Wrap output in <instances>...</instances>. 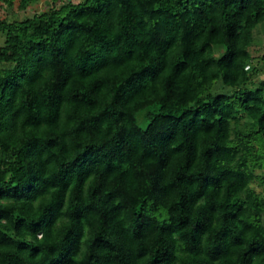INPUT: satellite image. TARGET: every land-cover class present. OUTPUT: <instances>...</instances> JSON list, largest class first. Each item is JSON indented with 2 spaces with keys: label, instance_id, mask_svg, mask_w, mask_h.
Masks as SVG:
<instances>
[{
  "label": "trees",
  "instance_id": "trees-1",
  "mask_svg": "<svg viewBox=\"0 0 264 264\" xmlns=\"http://www.w3.org/2000/svg\"><path fill=\"white\" fill-rule=\"evenodd\" d=\"M262 24L264 0L0 17V264H264Z\"/></svg>",
  "mask_w": 264,
  "mask_h": 264
},
{
  "label": "rangeland",
  "instance_id": "rangeland-1",
  "mask_svg": "<svg viewBox=\"0 0 264 264\" xmlns=\"http://www.w3.org/2000/svg\"><path fill=\"white\" fill-rule=\"evenodd\" d=\"M72 1H76V0H72ZM16 4L14 5L13 8H9L5 5L0 7V17L7 16L9 18L21 19L26 16H31L35 12L40 11L46 5H48V0H39L38 2L28 6L23 11L18 10L16 8L17 7ZM252 53L253 55H257V56H261L262 54H264V24H262L257 30L256 41H255V45L253 46ZM253 63L254 65L260 64V62L257 61V59H255ZM258 76H262L264 78V73H260ZM254 184L258 190H260L261 187H263L260 184H258V182H255Z\"/></svg>",
  "mask_w": 264,
  "mask_h": 264
},
{
  "label": "built area",
  "instance_id": "built-area-1",
  "mask_svg": "<svg viewBox=\"0 0 264 264\" xmlns=\"http://www.w3.org/2000/svg\"><path fill=\"white\" fill-rule=\"evenodd\" d=\"M246 68H248V65L246 66Z\"/></svg>",
  "mask_w": 264,
  "mask_h": 264
}]
</instances>
